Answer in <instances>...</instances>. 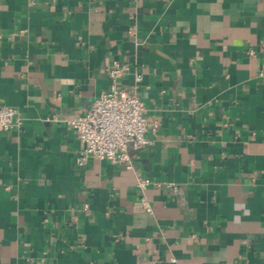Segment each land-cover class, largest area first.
<instances>
[{
  "label": "crops",
  "instance_id": "obj_1",
  "mask_svg": "<svg viewBox=\"0 0 264 264\" xmlns=\"http://www.w3.org/2000/svg\"><path fill=\"white\" fill-rule=\"evenodd\" d=\"M113 62L157 127L78 165ZM0 104V264H264V0H0Z\"/></svg>",
  "mask_w": 264,
  "mask_h": 264
},
{
  "label": "built area",
  "instance_id": "obj_2",
  "mask_svg": "<svg viewBox=\"0 0 264 264\" xmlns=\"http://www.w3.org/2000/svg\"><path fill=\"white\" fill-rule=\"evenodd\" d=\"M125 66L113 62L108 68L110 86L102 91L82 114L66 119L81 142L76 156L78 165L85 164L91 157L106 158L114 163L130 164L131 156L126 146L131 143L138 149L149 142L146 131L156 129V122H149L145 117L142 100L135 94L118 86V80ZM136 80L140 75L135 76ZM22 118L16 107L0 104V132L19 126ZM151 180L138 177L136 186L143 191ZM141 204L146 211L151 207L142 196Z\"/></svg>",
  "mask_w": 264,
  "mask_h": 264
}]
</instances>
